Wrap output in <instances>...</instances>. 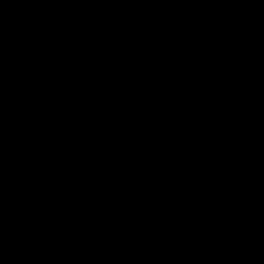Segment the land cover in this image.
Returning a JSON list of instances; mask_svg holds the SVG:
<instances>
[{
	"label": "water",
	"instance_id": "water-1",
	"mask_svg": "<svg viewBox=\"0 0 264 264\" xmlns=\"http://www.w3.org/2000/svg\"><path fill=\"white\" fill-rule=\"evenodd\" d=\"M0 264H264V0H0Z\"/></svg>",
	"mask_w": 264,
	"mask_h": 264
}]
</instances>
